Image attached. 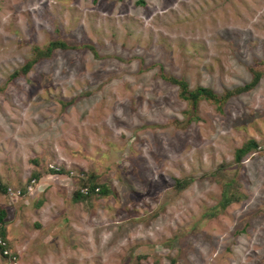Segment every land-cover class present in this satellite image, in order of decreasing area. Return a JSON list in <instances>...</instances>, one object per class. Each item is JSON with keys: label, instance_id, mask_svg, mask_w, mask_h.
I'll return each mask as SVG.
<instances>
[{"label": "rangeland", "instance_id": "374dc122", "mask_svg": "<svg viewBox=\"0 0 264 264\" xmlns=\"http://www.w3.org/2000/svg\"><path fill=\"white\" fill-rule=\"evenodd\" d=\"M139 1L0 0V264H264V76L187 122L160 75L218 94L249 83L264 69V0ZM74 170L110 192L76 200ZM230 179L246 196L220 210Z\"/></svg>", "mask_w": 264, "mask_h": 264}, {"label": "trees", "instance_id": "16d2710c", "mask_svg": "<svg viewBox=\"0 0 264 264\" xmlns=\"http://www.w3.org/2000/svg\"><path fill=\"white\" fill-rule=\"evenodd\" d=\"M140 3H143V0L139 1ZM66 43L61 40L52 41L50 44L46 47H34V53L33 56L18 70H16L13 73V77L25 75L31 70L33 65H35L37 62L45 59L50 58L53 55V51L57 47H66ZM260 63V62H259ZM264 66V62H263ZM253 77L252 80L245 84L244 86L237 87L235 89L226 90L223 94L216 93L212 88L210 87H204V86H197L193 89L190 88L188 82L184 78H177L172 75H167L165 73H161L160 75L162 78L172 84H175L178 86L179 90V97L182 100H185L187 102V109L185 110V114L187 115V122H190L192 120L198 119L197 116V108L201 101L205 100L213 105L219 110L223 111V106L227 103V101L231 98V96H234L236 94L250 91L252 90L260 81V79L264 76V69L261 70L256 67H252ZM73 102V100H72ZM188 113H193L191 117H188ZM259 148V145L256 141V139L252 138L248 141L244 142L242 146L237 148L235 150V161L240 167L242 165L243 158L248 155V153H251L253 151H257ZM226 167V164L221 165L220 169L213 172L212 174H222V169ZM48 172L53 173H68L70 174L71 171L66 170L64 168L60 169H54L49 168ZM71 176L77 177L80 180V184L78 185L74 197L76 200H85L89 199L93 193H96V189L100 188L102 194H107L110 192V188L105 184H99L98 183V175L94 172H83L80 173V171H72ZM192 178L185 177L184 179H177L176 180V188L180 191L186 188L190 183H192ZM36 182V181H35ZM34 182V184H35ZM240 187V184L237 180L230 179L227 182L223 183V190H222V197L220 199V210L227 208L234 202L242 200L246 195L243 194L241 191L238 190ZM0 190L6 191V188L0 185ZM28 187L24 189V192H28ZM86 192V193H84ZM219 212V209L216 211L214 210V214L216 215ZM7 216L8 212L5 208L0 207V238H2L6 245L0 244V253L5 256H11V254L6 255L4 253L5 249H9L11 251V245L7 241V229L9 226V223L7 222ZM16 256V255H15Z\"/></svg>", "mask_w": 264, "mask_h": 264}, {"label": "built area", "instance_id": "2783aa9c", "mask_svg": "<svg viewBox=\"0 0 264 264\" xmlns=\"http://www.w3.org/2000/svg\"><path fill=\"white\" fill-rule=\"evenodd\" d=\"M0 244L4 246V245H6V242L2 238H0ZM4 253L7 254L8 250L5 249Z\"/></svg>", "mask_w": 264, "mask_h": 264}]
</instances>
